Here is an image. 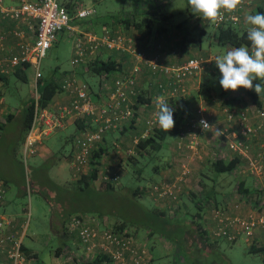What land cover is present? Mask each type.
Returning <instances> with one entry per match:
<instances>
[{"label": "built area", "instance_id": "1", "mask_svg": "<svg viewBox=\"0 0 264 264\" xmlns=\"http://www.w3.org/2000/svg\"><path fill=\"white\" fill-rule=\"evenodd\" d=\"M249 2V0H243L234 12L225 11L223 20L216 24H211L201 16L198 22L203 25L208 23L213 28L237 23ZM0 13L2 17L13 20L30 18L37 23L33 41L18 42L16 50L6 45L5 33L0 27V75H7L26 64L34 71L33 89L36 98L30 131L35 129L43 135L49 134L67 118H81L89 123L86 129L73 137L70 166L73 176L77 179L89 173L93 151L99 148L105 134L108 131H122L133 123L140 92L138 85L144 66L148 67L152 73L163 77L156 80L160 90L158 97L163 96L167 100L185 95V80L200 75L210 62V59L192 56L179 64H164L160 61L158 54L148 55L145 50L136 45L132 36L108 25H102L101 35L91 31L75 32L70 25L71 16L59 0H19L17 4L11 6H4L3 0H0ZM95 13L94 6L81 5L76 8L75 16L89 18ZM63 29L74 32L73 56L70 61L72 67L86 63L89 59H96L103 49L124 52L130 58V66L120 70L112 81L107 73L99 75V86L106 91L105 96L100 100L92 99V90L88 82L78 79L73 74L64 75L58 82L62 91L68 95L69 101L43 108L38 104L36 95L37 81L42 77L41 60ZM14 34L18 33L14 32ZM158 48H161V44H158ZM3 102L4 99L0 96V107ZM157 111L155 104V112L146 120V129L142 137H146L157 123ZM195 111L194 116L188 119L187 125L178 133L181 137H186L184 146L192 158L198 157L201 134L210 129L200 126L199 121L204 119L212 126L210 119L204 113V106L200 105ZM223 112L228 123L223 132L227 147L245 159L242 165L237 166L236 172L255 176L263 182V156L261 153L250 154V139L260 136L264 147V106L257 107L253 115L248 109H239L236 106H225ZM7 113H0L1 118ZM252 117L256 119V123L252 122ZM138 140V137L135 138L134 143ZM30 141L33 142V140ZM32 142L27 143L24 155L34 152V149L29 147ZM221 152L215 151L212 157L216 159L223 155ZM189 171L188 166L182 163L173 181H161L152 185V195L156 198L176 199L181 183L185 181ZM100 177L111 183L118 180V175L111 172L108 167L102 169ZM3 194L4 190L0 186V201ZM233 209L234 211L230 212L227 208L212 206L214 227L211 235L231 243L242 237L245 243H248L247 245L260 241L258 245L264 247V207L249 208L247 212L240 213V206L235 204ZM66 228L68 232L76 233L74 245H77V249L82 250L83 254L79 256L73 250L69 253L62 252L64 257L55 258L57 260L53 264H76L78 260H88L99 254L106 255L111 264H149L150 255L146 246L125 228H112L101 224L98 218H89L87 215H72ZM0 251L5 252L9 264L31 262L22 250V240L14 222L4 215H0ZM261 264H264V253Z\"/></svg>", "mask_w": 264, "mask_h": 264}, {"label": "crops", "instance_id": "2", "mask_svg": "<svg viewBox=\"0 0 264 264\" xmlns=\"http://www.w3.org/2000/svg\"><path fill=\"white\" fill-rule=\"evenodd\" d=\"M18 1L19 0H3V5L11 6L17 4ZM93 1L97 3L98 2L102 3V1L104 0H93ZM159 1L160 0H153L154 3ZM175 1L176 0H162L161 7L164 8L165 5L173 4ZM249 1H250L249 4L246 5L245 8H248L249 6L252 8L254 4L256 6H258V4L264 6V0H249ZM122 3L123 5H120L118 9L116 8L118 10L117 12L116 9L102 11L99 10L98 7L95 8L96 13L92 18H90L91 20H82V19L79 20V18H77L75 14L70 15L71 16L70 25L74 28L75 32L91 31L97 33L98 32L97 27L102 25H109V26H113V28H119L122 31H125L130 36H132L135 40L136 45L140 49L145 50L148 53V55L153 56L155 54H158L160 61L164 64H179L188 57H191L194 54L196 55V53L201 55V57H206L207 55H209V52L204 53L201 51L202 36L200 37L196 36L195 38L194 31L193 32L191 31L189 33V36L185 39L183 37L182 30L177 28V24L183 21L184 19H186L188 15L192 13L190 7L189 8L187 7V16L172 24L171 27H169L167 23H169L171 17L173 16V12L178 11L179 8L174 11L170 9L165 11L161 10L165 15H167V17L164 19L162 18L157 25L153 26V32L151 34H148L145 27L143 28V32H145V34H142L141 32L138 33L135 27L131 25L127 27V25L123 24L120 20L123 16L126 18L130 13H133V11L136 12L139 16H141L140 14L141 9L144 10V7H148V4L144 0H122ZM130 3L131 6L129 8ZM254 10L255 9H253V11ZM77 19L79 21H76ZM36 25H37L36 20L30 18L13 20L10 18L2 17L0 13V27L5 33L6 45L13 47L14 50H16V44L20 41L21 42L33 41ZM69 31L71 32V35L74 37V32L72 30ZM14 32H17L18 34L16 35L14 34ZM55 42H57V40ZM212 42H214V38H212ZM158 44H161V48H158ZM232 48L234 47H226L225 51L231 50ZM72 51H73V45H72ZM72 56H73V52H72ZM98 57L102 59L111 58L112 60L120 64L121 70L127 69L130 66V58L122 51H118V50L108 51L103 49ZM212 57L215 56L212 55ZM94 60L95 59H89L86 63H82L77 67H72L70 64L69 68H59V69L54 68L48 72V75L57 78L59 80L64 75L73 74L78 79L84 80L90 84L93 100H100L105 96L106 91L100 88L99 86V80H100L99 76L94 74L92 71L88 69L89 64H91ZM12 73L13 72L7 74L8 76L6 75L7 83H4V81H2L0 78V96H2L4 99L3 105L0 107V113L3 114L5 112H8L7 115L9 113H15L17 116H20V113L22 111L23 100L25 96L19 97L15 95L18 99V104L16 105H10V103H6L7 102L6 96H8L7 90L5 88V86H7L6 84H9L14 80H18V78ZM118 73L119 70H115L109 73V75L111 76V81L112 79H114L115 76L118 75ZM214 73H215L214 75H216L215 78L221 79V74L218 68L214 71ZM162 78L163 77L161 75H156L152 73L148 67L146 66L143 67L138 87L142 95L140 96L139 99L144 100V102L142 103L138 102L136 106V115H135V119L133 120V123L130 126L126 127L122 132L120 131L121 132L120 136L122 137L128 131L133 132L132 133L133 135L130 136L128 139L127 138L118 139L112 137L111 140L107 138L108 135L104 136L103 142L100 143V147L106 150L101 154L100 158H98L99 165H98L97 179L101 178L100 173L102 171V168H104L103 164L101 165V162L111 161L108 157L109 152L107 151V146H108L107 141H117L122 143L123 141L134 142V139L137 137L143 138L142 133L146 129V120L150 118L155 112V104L157 102V97L159 95V91L155 87V82L156 80ZM205 80L206 77L204 76L202 77L201 75L190 77L185 80V86H186L185 97L188 102V108L190 109L189 111L191 113V116H194V114L196 113L195 109L200 105H202L204 106L205 109L204 113L210 119L212 125V127L208 131L203 132L199 138V142H200L199 154L196 159V162H194L195 170H198L197 173H198V179L201 182L200 185L203 186V189L207 188V194L214 195L216 201L215 203H219L220 207L227 208L230 212L234 211L233 207L235 203L240 204L238 200H240L241 202L240 204L241 207L239 210L240 213L247 212L249 208H260L262 207V205H264V181L262 182L261 179L259 181L258 180L259 178L255 176L237 173L234 174L235 177L232 178L233 180L231 185H228V187H222L221 184L219 183L222 174L216 175L212 170L213 168L212 161L214 159L212 157V154L215 151L217 152L222 151L224 152V154L221 156H224L225 160L237 159L238 160L237 165L243 164L245 159L242 158L237 153L228 149L226 140L219 139V137L216 136L214 130H219L221 132H224V129L228 126V125L227 126L224 125L225 123L227 124V121L225 119V114L223 112V108L226 105H223L222 103L227 104L229 106H236L239 109L246 108L250 111V114L253 115L257 107L264 106V93H261L259 96L257 95L259 105H256L252 101V98L249 94V91L251 90H245L240 88L236 91H232V90L225 91L221 87V93L219 92L220 94L218 95V91H216L214 87H212L211 89V85H210L211 83L208 82L205 85L207 88H210V90L208 89L209 90L208 91L209 94H208L206 90L205 91L202 90V87H204V84L206 82ZM34 83H35V78L33 75L32 88L34 87ZM257 83L264 85V80L253 81L254 85ZM204 93L208 94V97H204L205 95ZM195 98L199 99V104L196 106L192 105V100ZM68 101H69L68 95L63 91H59L53 97L49 107L56 105L57 103H67ZM1 115H0V125L5 126L6 129L9 128V133L6 132L5 134L6 136L5 140L7 141H3L2 144L12 147L11 145L14 144L12 141H10L11 139L10 137L13 136L12 133H17L15 132L17 131L15 130L16 128L15 118L12 119L11 121L5 122L2 120ZM7 115H5V117H7ZM251 120L252 122L256 123V119L254 117H252ZM221 121H223V125H220ZM187 123L188 121L186 120L185 126L187 125ZM88 124L89 123L86 120H83L81 118L79 119L67 118L62 122V124L59 127L55 128L52 132L46 135L41 134L35 129L32 131L29 130L24 140H22L21 143L19 144L21 145L24 158L27 156L24 155V150L26 149V145L28 142H32L30 140H33L32 144L29 146L31 149H34V151L36 152L33 153L35 154L40 153V156L41 158H43L44 162L46 161L48 162L49 160L52 159L53 152L43 143L42 141L43 136H49L56 130L64 131L65 129L72 127L73 132L71 133L69 138H66V140L70 139V141H73V137L79 134L80 132H82L84 129H86L88 127ZM113 134L114 132L112 131L111 133H109V135H113ZM204 136H207L208 139H205ZM185 140L186 137H181L179 134H176L174 136H171L166 142V148H168L169 150L166 155L167 158H164L163 160H166L167 164H165V166L163 165L159 167L160 168L158 170L159 173L157 174L160 177H162V179H166L168 177L169 179L172 178L174 176L171 175L173 169H175V171L176 170L179 171L180 167L178 168V162L183 161V158L181 156L184 154L187 156V153H189L184 146ZM2 144L0 145V152H2L4 149V146H2ZM250 145H251L250 154L256 155L258 153H261L264 160V147L262 146V138L260 136L252 137L250 139ZM72 153H73V143H72ZM112 153L114 154L115 151H113ZM27 154L29 155L31 153L28 152ZM15 156H16L15 154H12L11 148L8 153L6 152L0 154V164L3 162L2 164L3 166H1L0 169V184H1L0 186L4 190L3 198L0 201V215L8 216L14 222L17 233L22 240V245L26 248V251L30 255L29 258L31 259V262L28 264H37L36 259H38V255H37L38 253L23 243V239L25 235L23 216L25 215L26 208L24 207L23 203H20L19 196L24 192V190L21 189V186L24 189H26V183L23 184V181L21 183L18 182L17 178L21 177L22 179V175L15 176L14 173L15 172L22 173V171H24L25 169V166L23 163H20ZM192 159L193 158L190 157V160ZM12 160L14 162L15 167H17V170H14L13 172L9 168L10 165L12 164ZM207 170L211 172H207ZM228 174L230 175V173ZM41 179L42 178H40L39 180H35L34 184L36 186L43 187L45 184V179L43 181ZM74 180L76 181L77 178L74 177ZM38 181L41 182V184ZM9 183H12V185H9ZM94 183L95 181L93 182V184ZM215 185H217V188L215 187ZM9 187L10 189H12V191H10L11 194L7 198L5 192L8 191ZM93 187L95 189H98L97 187H95V185ZM182 187L183 189H185L186 187H188V184L187 185L184 184ZM211 198L213 199V197ZM208 209L209 206H205L203 204L201 222L203 228H206L208 231L211 232L212 228L214 227V222L210 216L211 214H209ZM55 210L57 209L54 207L53 212L50 216V222L52 226L51 232L58 237L59 245L61 244L62 246L59 250L57 248L59 245L51 250V259L64 257L62 256V252L64 251V249L66 250V252L68 251V253L70 250L71 251L73 250V252L75 251L76 253H78V250H80L77 249V245L76 246L74 245V241L76 239L75 232L70 233L66 230V228H65V234H62L59 231L58 227L61 225V217L59 212L60 209L57 211ZM203 221H205L206 223H203ZM55 227L57 229H55ZM148 234H146L147 238H148ZM153 235L159 236V234L157 233H154ZM47 240H49L48 236H46L43 241L47 242ZM153 240L155 239L151 235V237H149V239L145 241L147 245L148 242H150L151 247H153L154 245ZM259 242L256 241L254 245L255 244L258 245ZM247 244L248 243H246V246H248ZM159 254H160L159 248L156 250H151L150 252V258L152 260L151 264H154L153 259H156L157 256H159ZM174 254H175L174 259H176V250L174 251ZM80 255L81 254H79V256ZM92 259H94V257H90V259H88L86 261L87 263L85 264H91V262L89 261H91ZM0 264H9V260L5 252L3 251H0ZM107 264H111V262ZM173 264H176V262H173Z\"/></svg>", "mask_w": 264, "mask_h": 264}, {"label": "rangeland", "instance_id": "3", "mask_svg": "<svg viewBox=\"0 0 264 264\" xmlns=\"http://www.w3.org/2000/svg\"><path fill=\"white\" fill-rule=\"evenodd\" d=\"M59 1L64 5L68 1L72 0ZM81 5H83L84 7L96 6L95 8L98 7L99 10L104 11L114 10L116 8L118 9V7L120 5H123V3L122 0H104L102 1V3H97L93 0H77L76 8L80 7ZM130 6L131 3L129 4V8ZM178 8L179 10L173 12V16L171 17L169 23H167L169 27H171L175 22L187 16V0H176L173 4L165 5L164 8H162V10L164 11L169 9L174 11ZM255 8V4L252 8L250 6L248 8H244L240 23H238L241 28L249 27V25L246 23V17L250 14H256V10L253 11V9ZM117 9L116 12L118 11ZM75 13L76 9L74 11V14ZM90 18L92 17L79 18V20H91ZM79 20L77 19L76 21ZM101 27L102 26L97 27L98 32L96 34L101 35ZM204 29L205 32L201 35V51L204 53L209 52V55L202 58H210V62H208V66L200 75L202 77H206V81H211V83H213V87L216 89V91H218L219 95L221 93V86L219 84V79L215 78L216 75H214V71L217 69L215 58L226 53V46H218L215 42H212V32L214 28L210 24L207 23L204 26ZM72 45L73 36L71 35V32L67 29H63L62 31H60L58 33L57 42L53 43V45L47 50L46 55L41 60V73L45 75L54 68H69L73 52ZM212 55L215 57H212ZM192 56L201 57V55H199L198 53ZM26 73L29 78L26 83L14 80L11 83L6 84L7 86H5V88L7 90V95H10L9 97L6 96V103H10V105H16L18 104V99L16 96L24 97L29 91H31L34 71L32 68H29ZM198 104V98L192 100V105L196 106ZM2 120L6 122V117H2ZM220 125H223V121L220 122ZM224 125L227 126L228 123H225ZM72 132L73 129L72 127H70L65 129L64 131L56 130L49 136L42 137L43 143L53 152L52 159L48 162H44L43 158H41L40 156V153L35 154V151V153H31L29 155L27 154V156L24 158L21 145H17V147H15L16 159L20 163H23L25 166V169L24 171H22V173H14L15 176L22 175V179L21 177L17 178L18 182L21 183L23 181V184L26 183V189L21 186V189L24 190V192L19 196L20 203H23L24 207L26 208L25 215L23 216L25 228L23 243L38 253V259H36V263L53 264L57 260L53 258L51 259V250L59 245L58 237L51 232L52 226L50 222V216L53 212L54 207L57 210L60 209L59 212L63 210L64 212L72 210L74 211L73 215H75V212H78L75 208L79 207L84 213H86L84 215H87L89 218H98L101 224L103 223L109 226L123 224V228H125L128 232L133 233L134 236L146 246L149 255L151 250H156L159 248L160 254L156 259H153L154 264H173V262H176V264H181L179 259H174V251L176 250V247H174L175 245L166 240L161 235L154 236V233H149L144 225V222L146 223L147 220V218L145 217L147 216L146 213L144 211L141 212L140 210H138L134 204L137 203L138 207L141 206L145 210H148V208L158 210L163 209L168 216L175 215L176 209H174L171 213V207L177 206V210L179 211L178 213H180L179 215H184L189 218L196 212L197 209L195 206V201L198 200L201 195L202 197H204L202 199L203 204L205 206H209L208 211L209 214H211L212 206L220 207V204L215 203L216 201L214 195H210V197L208 198H206L205 196V193H207V188L203 189V186L200 185L201 182L198 179V170H195L194 162H196L197 156H194L193 159L190 160V154L187 153V156L185 154L181 156L183 158V161L178 162V168L180 167L181 169L180 164L184 163L188 166L190 171L186 176L185 181L181 183V189L177 192L176 199L167 197L156 198L151 193L152 185L161 181H173L175 179V176L180 171V169L179 171H175V169H173L171 175L174 176L170 179L169 177L166 179H162V177L157 175L159 171H156L155 167L159 168L167 164L166 160H163L164 158H167L166 155L169 150L168 148H166V144L162 148L161 152L158 153L160 157L153 155L144 158L135 153L136 144L132 141H123L125 143L117 141H107V151L109 152L108 157L111 161L101 162V165L103 164V167H108L111 172H115L118 175V180L113 184V186L116 191L115 193L119 198L112 199L110 197L104 196L102 193H96L93 191L85 194L76 191L77 184L74 180L73 171L70 166L73 141H70V139L66 140V138H69ZM112 132H114L113 135H109L111 131H108L105 134L108 135L107 138L109 140H111L112 137L118 139H128L133 135V132L130 131L124 134L123 137L120 136L121 132L118 130ZM204 137L205 139H208L207 136ZM220 137L224 138L223 135H221ZM128 150L131 151L129 152ZM113 151H115L114 154L112 153ZM222 154H224V152H222ZM2 164L3 162L0 164V169L1 166H3ZM9 168L12 172L14 170H17V167H15L13 160ZM207 172L211 171L207 170ZM234 174H237L236 170L230 172V175L228 173H223L222 176L220 175L221 177L219 183L221 184V186L228 187V185H231L233 180L232 178L235 177ZM35 178H42V181L45 179L44 186H36L33 182ZM258 180L260 181V179ZM105 184L106 180H102L100 178L96 179L95 183L92 184V186L95 185V187H97L98 189H103V187H105ZM184 184H188V187H186L185 189H183L182 187ZM9 185H12V183H9ZM215 187L217 188V185H215ZM136 188L139 189V192L134 194L133 191ZM10 191H12V189H10L9 187L8 191L5 192L7 198L11 194ZM124 196L131 197L130 199L134 201V204H132L130 200H126L125 198H123ZM211 197H213V199ZM238 202L241 204L240 200H238ZM240 204L238 205L240 206ZM262 207H264V205H262ZM108 210H110L111 212H108ZM101 211L106 213H104L102 216H98L97 214ZM210 216L212 218V214ZM66 223L67 222H65L64 228H66ZM203 223L206 222L203 221ZM55 229L57 228L55 227ZM146 234H148V238L146 237ZM151 235L155 239L153 240V247H151L150 242H148L147 245L145 241L149 239ZM186 235L190 239H192V242H197L196 237L191 236L189 233H187ZM46 236L49 237V240H47V242H44L43 240ZM218 242L219 247H217L213 252V255L208 258L209 264H213L212 261H214V264L262 263L261 255L259 253L253 254L247 252V246L242 237L232 243L227 242L222 238L218 239ZM59 246L61 247L62 245L60 244ZM63 252H66V250H64ZM77 254H83L82 250L78 251ZM151 261L152 260L150 258L149 264H151Z\"/></svg>", "mask_w": 264, "mask_h": 264}, {"label": "trees", "instance_id": "4", "mask_svg": "<svg viewBox=\"0 0 264 264\" xmlns=\"http://www.w3.org/2000/svg\"><path fill=\"white\" fill-rule=\"evenodd\" d=\"M148 7H144V10L141 9V16H139L136 12L133 11V13H130L126 18L123 16L121 18V22L128 26H133L136 28V31L138 33L145 34L143 32V28L145 27L148 34H151L153 32V26L157 25L160 20L163 18H166L167 15H165L161 10V1L154 3L153 0H144ZM76 3L77 0L68 1L64 4V6L67 8L70 15L74 14V11L76 9ZM187 7L188 3H187ZM255 13H264V6L258 5L255 8ZM201 19L199 14H189L186 19L181 21L177 24V28L182 30L183 37L186 39L189 36V33L194 31V37L201 36L202 33L205 32L204 26L200 24L198 21ZM241 19V17H240ZM199 23V24H198ZM237 23H228L226 25H221L217 28L213 29L212 32V38H214V42L218 46H226V47H240V46H247L250 48V42L247 39V30L248 27L241 28L240 25ZM109 26V25H108ZM113 28V26H109ZM192 29V30H191ZM125 32V31H124ZM126 33V32H125ZM193 37V38H194ZM196 40V39H195ZM194 41V40H192ZM192 57V56H191ZM195 57V56H194ZM217 68V67H216ZM29 69V65H24L22 68H16L13 71V75H15L18 80L21 82L26 83L28 81V76L26 71ZM88 69L92 71L96 75H101L103 73H111L115 70H121V66L119 63L115 62L111 58H96L91 64H89ZM8 76V75H7ZM0 78L4 83H7V77L6 75H0ZM211 80V79H210ZM220 80V79H219ZM59 80L57 78H54L52 76H49L48 73L45 75H42L41 78L37 81V89H36V95H37V102L40 105V107H49L50 102L52 101L53 97L56 93L59 91H62ZM206 81V80H205ZM211 83V81H206L204 84V87H202V90H206V92L209 94L210 88H207L205 85L206 83ZM211 89L213 87V83L210 84ZM155 87L158 89L159 94L160 90L157 87V84L155 82ZM209 89V90H208ZM204 97H208V94L204 93ZM249 94L252 98V101L259 105L257 94L254 92V90L249 91ZM141 93L139 92L138 100L137 102H144V100L139 99ZM35 90L32 88L31 91H29L23 100L22 105V111L20 113V116H17L15 113H9L6 117V121H11L15 118L16 122V128L15 132L12 133L13 136L10 137V141L13 142L14 145H11L12 147H9L7 145H3V141L5 140V134L6 132L9 133V128H5V126L0 125V145L4 146V149L0 154L2 153H8L12 151V154H15V147L21 143L22 140H24L25 136L27 135L28 131L31 128L32 120H33V112H34V105H35ZM149 100V98H148ZM189 100V99H188ZM169 105L174 109L173 118L175 121L174 128L170 130L169 132L163 131L158 123H156L152 129L149 131L148 135L143 138H139L136 144V151L137 155L140 157L147 158L148 156H159L158 153L161 152L162 148L165 146L166 141L171 137L180 132L185 127V121L191 117L190 109L188 108V102L185 97V95H180L178 97H173L170 99H167ZM223 105L229 106L227 104L222 103ZM19 117V118H18ZM79 119V118H78ZM123 131V130H122ZM121 131V132H122ZM12 132V131H11ZM220 137V136H219ZM219 139L224 140L223 137H220ZM20 140V141H18ZM105 150L102 149L99 145V148L93 151L92 157L90 159L89 164V173L81 175L80 178H78L75 182L77 184V192L80 193H88V192H99L102 193L106 197H110L112 199H117V194L115 193V188L113 186L114 183L106 182L105 187L103 189H95L92 184L97 179L98 175V165L101 154ZM237 159H230L225 160L224 156H219L216 159H213L212 161V170L216 175L223 174V173H230L234 169L237 168ZM156 171L159 170V168L155 167ZM36 180H39L40 178H35ZM35 179L33 182H35ZM39 182V181H38ZM41 184V182H39ZM33 185V184H32ZM139 192V189L136 188L133 193L136 194ZM205 193V192H204ZM206 194V195H205ZM204 195L206 198L210 197L209 194L205 193ZM132 195V194H131ZM130 195V196H131ZM200 195V194H199ZM198 195V196H199ZM126 200H130L132 204H134V201L131 200V197H123ZM200 195L199 199L195 201L196 206V212L192 214L189 218L187 216H180L177 210V206L171 207V213L175 210L174 216H168L165 210H158V209H150L148 210L143 209L141 206L138 207L137 203L134 204L138 210L141 212H145L147 216L146 223L144 222V225L147 230H149V233H157L161 235L162 237L166 238L170 242H172L176 247V259H179L181 264H209L208 258L213 255V252L216 250L219 244L218 239L213 237L211 235V232L208 231L206 228H203L201 217H202V211H203V199ZM73 208V207H72ZM78 212H75V215H84L85 213L82 211L81 208H75ZM72 210L64 212H60L61 217V225L59 226V231L62 234H65V222L73 215ZM108 212H111L108 210ZM106 212H99L97 215L102 216ZM178 214V215H177ZM123 224L121 225H115L111 226L112 228L119 229L123 228ZM189 233L191 236L196 237L197 242H192V239H190L186 234ZM65 236V235H64ZM217 245V246H216ZM58 250L61 248L60 246L57 247ZM22 250L26 254L27 257H29V253L26 251V248L22 245ZM65 250V249H64ZM248 253H259L261 255V259L263 257L264 253V247L261 245H248L246 248ZM87 260L80 261L78 260L76 264H85ZM91 264H107L110 262V259L106 255L99 254L92 259ZM214 264V261H212Z\"/></svg>", "mask_w": 264, "mask_h": 264}, {"label": "clouds", "instance_id": "5", "mask_svg": "<svg viewBox=\"0 0 264 264\" xmlns=\"http://www.w3.org/2000/svg\"><path fill=\"white\" fill-rule=\"evenodd\" d=\"M188 6L193 14H199L211 24L223 20L224 12H234L243 0H187ZM249 25L247 39L250 42V49L247 46H240L226 51L222 56H217L216 67L219 69L221 79L219 84L225 91H236L240 88L254 90L259 96L264 93V85L253 84L254 80H264V13L250 14L246 17ZM156 113L159 127L166 132L174 128V109L168 101L160 96L157 98ZM203 128H211L204 119L199 121ZM217 137L223 132L214 130Z\"/></svg>", "mask_w": 264, "mask_h": 264}]
</instances>
